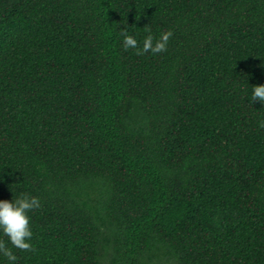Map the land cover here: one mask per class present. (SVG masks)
I'll return each instance as SVG.
<instances>
[{
  "label": "trees",
  "instance_id": "16d2710c",
  "mask_svg": "<svg viewBox=\"0 0 264 264\" xmlns=\"http://www.w3.org/2000/svg\"><path fill=\"white\" fill-rule=\"evenodd\" d=\"M257 85L264 0H0V200L42 204L31 251L0 241L18 264H264Z\"/></svg>",
  "mask_w": 264,
  "mask_h": 264
},
{
  "label": "clouds",
  "instance_id": "9594fccd",
  "mask_svg": "<svg viewBox=\"0 0 264 264\" xmlns=\"http://www.w3.org/2000/svg\"><path fill=\"white\" fill-rule=\"evenodd\" d=\"M172 36L171 31L160 34L158 39L149 34L144 38L141 49L138 47V41L134 36L124 34L123 44L125 49L136 48L138 54H159L167 50ZM249 98L250 104L258 101L264 105V85L253 86ZM260 127L264 128V121L260 122ZM41 207L40 198L28 192H21L19 195L14 194L11 201L0 200V235L7 237L8 243L13 248L25 252L31 251L33 231L30 214ZM0 255L7 258L8 264H18V257L2 241H0ZM0 264L3 262L0 261Z\"/></svg>",
  "mask_w": 264,
  "mask_h": 264
}]
</instances>
